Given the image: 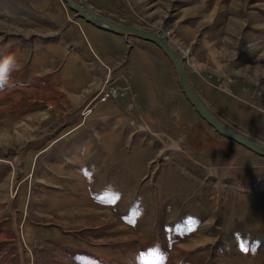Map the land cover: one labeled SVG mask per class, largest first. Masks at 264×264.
Returning <instances> with one entry per match:
<instances>
[{
    "label": "rangeland",
    "instance_id": "1",
    "mask_svg": "<svg viewBox=\"0 0 264 264\" xmlns=\"http://www.w3.org/2000/svg\"><path fill=\"white\" fill-rule=\"evenodd\" d=\"M88 1L166 37L213 111L264 142V0ZM4 11L0 40L16 31ZM118 35L107 64L71 52L51 84L15 82L41 68L17 65L31 54L20 40L0 41V60L15 58L0 89V264H262L264 156L197 114L156 44ZM106 80L119 95L101 103ZM248 221L261 223L253 244Z\"/></svg>",
    "mask_w": 264,
    "mask_h": 264
},
{
    "label": "crops",
    "instance_id": "2",
    "mask_svg": "<svg viewBox=\"0 0 264 264\" xmlns=\"http://www.w3.org/2000/svg\"><path fill=\"white\" fill-rule=\"evenodd\" d=\"M32 4H34L35 7ZM50 4L51 3L48 1L45 4V2L41 0H0V10H5L12 14V24L14 23L16 28L15 33L7 34L6 32V35L0 40L1 43H7V40L10 38H14L16 41L20 40L23 45V49H21L22 52L25 50V47H27L31 51V54L28 58H23V55H19L20 58L18 57L17 59V65L19 63L23 66L27 63L28 66H33V64H35V66L40 67L42 71H40L41 73L35 71L37 73L34 74V71H32V74H25L24 71H16L15 82L24 83L30 78L40 84L55 83L57 81L55 77L56 73L54 70L49 69V67H64L65 63L71 60V52L79 53V57L85 60L87 65L95 68L98 62L102 65L107 64L105 59L103 60V52L108 48L109 43L114 41L119 44V42H117L119 40V35L117 33L100 29L87 22L85 25L91 27L89 34L94 42V47H96L99 52L96 53L85 33V27L78 21V17H75L77 18L75 21H71V19L68 21L70 13L68 14L64 8L55 11L52 4L51 6ZM29 5H31V7ZM3 18H7V16H3ZM86 48L90 52H88ZM91 54L95 55L97 61L91 58L93 57ZM258 59H260V57ZM37 61H42V63H38ZM66 80V77H64L65 82ZM38 87L41 91L44 88L42 85ZM120 173L121 171L117 170L113 179H115V181L119 178L126 179L127 185L129 186L128 180L131 179V176L121 177ZM245 195L248 194L246 193ZM241 223H243L244 227H247L245 228L247 230H245L244 235L247 236V244H251L255 240L249 241V236L251 234L253 235L255 233L254 231L257 230L253 228H258L261 223L257 225L254 223L252 224L251 221ZM240 238H242L241 235ZM262 264H264V261Z\"/></svg>",
    "mask_w": 264,
    "mask_h": 264
},
{
    "label": "water",
    "instance_id": "3",
    "mask_svg": "<svg viewBox=\"0 0 264 264\" xmlns=\"http://www.w3.org/2000/svg\"><path fill=\"white\" fill-rule=\"evenodd\" d=\"M62 1L69 9L75 12L77 17L83 18L85 21L100 29L126 36L133 35L156 44L171 62L177 73L178 83L180 85L181 91L197 114L220 135L236 141L238 144L244 146L256 154L264 156V142L250 137L249 135L241 132L240 130L225 122L198 94L189 80L183 57L171 47L166 37L154 30L144 29L138 26L127 25L115 21L95 11L90 6L88 0Z\"/></svg>",
    "mask_w": 264,
    "mask_h": 264
},
{
    "label": "built area",
    "instance_id": "4",
    "mask_svg": "<svg viewBox=\"0 0 264 264\" xmlns=\"http://www.w3.org/2000/svg\"><path fill=\"white\" fill-rule=\"evenodd\" d=\"M109 83L110 82L106 80L97 91V99L101 103L119 95L118 89ZM90 111L91 109L89 108L84 114L87 115Z\"/></svg>",
    "mask_w": 264,
    "mask_h": 264
},
{
    "label": "clouds",
    "instance_id": "5",
    "mask_svg": "<svg viewBox=\"0 0 264 264\" xmlns=\"http://www.w3.org/2000/svg\"><path fill=\"white\" fill-rule=\"evenodd\" d=\"M15 66V58L13 56H5L0 60V89L7 85V74L10 67Z\"/></svg>",
    "mask_w": 264,
    "mask_h": 264
},
{
    "label": "snow or ice",
    "instance_id": "6",
    "mask_svg": "<svg viewBox=\"0 0 264 264\" xmlns=\"http://www.w3.org/2000/svg\"><path fill=\"white\" fill-rule=\"evenodd\" d=\"M241 248H242V250L245 251V252H248V251H249V248H248V247H245V246H243V245H241ZM252 250L254 251V249H252Z\"/></svg>",
    "mask_w": 264,
    "mask_h": 264
},
{
    "label": "bare ground",
    "instance_id": "7",
    "mask_svg": "<svg viewBox=\"0 0 264 264\" xmlns=\"http://www.w3.org/2000/svg\"><path fill=\"white\" fill-rule=\"evenodd\" d=\"M66 5V4H65ZM74 12V11H73ZM75 16H76V14H75ZM77 17V16H76ZM78 18H80V17H78ZM81 19H83V18H81ZM84 20V19H83ZM89 23V22H88ZM91 24V23H90ZM157 34H159V33H157ZM160 35V34H159ZM169 44L171 45V43L169 42ZM171 47L173 48V49H175V47H173L172 45H171ZM176 50V49H175ZM209 54H210V51H209ZM212 54V53H211ZM210 54V55H211Z\"/></svg>",
    "mask_w": 264,
    "mask_h": 264
},
{
    "label": "trees",
    "instance_id": "8",
    "mask_svg": "<svg viewBox=\"0 0 264 264\" xmlns=\"http://www.w3.org/2000/svg\"><path fill=\"white\" fill-rule=\"evenodd\" d=\"M85 21V20H84Z\"/></svg>",
    "mask_w": 264,
    "mask_h": 264
}]
</instances>
